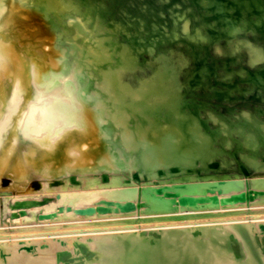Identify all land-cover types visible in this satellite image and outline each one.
<instances>
[{
	"label": "bare ground",
	"instance_id": "1",
	"mask_svg": "<svg viewBox=\"0 0 264 264\" xmlns=\"http://www.w3.org/2000/svg\"><path fill=\"white\" fill-rule=\"evenodd\" d=\"M251 4L253 10L244 13ZM85 5L73 0H0V191H6L5 176L9 175L13 179L9 187L26 192L25 196L19 193L21 197L15 194L7 208L16 220L58 222L13 228L10 232L19 235L18 239L12 236L17 240L9 235L7 240L6 231L0 230V264H264V213L241 211L245 205L250 208L264 202L263 119L251 109L242 112V106L237 110L241 114L224 117L223 111L221 118L214 110L202 113L197 105H189L180 94L179 69L185 64L171 65L174 47L155 52L158 43H169V39L178 43L188 33L191 49H199L193 53L189 84L212 91L208 82L216 70L201 60L202 49L209 51L214 44L218 48L216 43L222 40L225 45L220 52L225 55L246 47L248 63L260 66L255 71L244 72L246 67H242L226 74L230 88L225 96L234 99L250 90L230 80L240 75L250 81L263 102L264 45L233 37L257 29L264 42V0H204L202 8L207 7L208 16L214 14L217 20L204 24V19L199 20L203 26L195 34L188 31L184 19L183 29L176 20L169 31L165 24L146 25L150 33L146 32L147 17L144 24L119 23L112 31H104L117 36L125 32L124 42L98 37L96 29L92 30V6ZM193 10L189 11L192 15ZM78 13H83L82 19L72 18L66 26L70 34L66 42L56 44L61 20ZM144 49L154 54L155 70L151 78L132 84L127 77L138 68ZM24 144L31 146L21 151ZM34 175L50 181L67 176L58 206L26 198L32 193L30 184L39 187ZM42 206L41 216L35 211L31 218L25 215L29 208ZM225 206L237 211L218 212ZM140 208L162 215L126 219ZM185 209L196 213L183 215ZM227 216L233 220L225 222ZM96 217H109L111 222H90Z\"/></svg>",
	"mask_w": 264,
	"mask_h": 264
},
{
	"label": "rangeland",
	"instance_id": "2",
	"mask_svg": "<svg viewBox=\"0 0 264 264\" xmlns=\"http://www.w3.org/2000/svg\"><path fill=\"white\" fill-rule=\"evenodd\" d=\"M73 1H75L76 3H80V4H83V7H85L86 5L85 4H90L91 6H92V9H93V11H92V14H93V16H94V19H95V23L92 25V30H94L95 31V29H96V31L95 32H98V34H97V36L98 37H106V38H109L110 36H111V38L113 37V38H115L116 40H117V38H118V42H122V39L124 38V36L126 35L125 34V32H118V36L117 35H114V34H117V33H108L109 32V30L110 31H112L114 28H115V26H117V25H130V22H131V25L133 24V23H135V22H140V23H142V24H144V20H145V18L146 19H148V20H150V22L147 20V21H145V26H144V28H146L145 30H146V32L149 30L148 28H151L152 26H154V25H160V26H164L165 24V26H164V28L166 29V31H169V30H167V29H169L170 27H171V24H172V22L174 21H176V20H178V21H176V22H178L180 25V29L187 23L189 26H187L186 25V27L188 28V31H191L190 33H192V34H195L194 32H198L199 31V29L201 28V25L203 26V24L204 23H207V21L208 20H210V21H213V22H215L217 19L215 18V17H213L214 16V14H213V12H212V17L211 16H208V15H210V10H208L207 9V7H206V9L203 7L202 8V2L204 1V0H193V2H195V3H193L192 2V0L190 1V0H178V2H177V0H171L170 2H168L169 0H166V1H164V0H132V1H130V0H123V2L121 1V0H108V2H107V0H79V2H77L76 0H73ZM98 1H99V3H98ZM114 1L115 2H117L115 5H114ZM137 3H136V2ZM158 1H160V2H158ZM164 1V2H163ZM190 1V2H189ZM202 1V2H201ZM129 2H131L130 4H128ZM158 2V3H157ZM173 2V3H172ZM180 2V3H179ZM183 2H185V4L183 3ZM200 3V4H197V3ZM107 3V4H106ZM126 3V4H125ZM143 3V4H142ZM178 5H177V4ZM192 3V4H191ZM205 3V2H204ZM104 4V5H103ZM110 6H109V5ZM124 4V5H123ZM159 4H160V6H159ZM188 4V5H187ZM195 4H196V6H195ZM102 5L104 6V8L102 7ZM106 5H108V6H106ZM123 7H122V6ZM128 7H127V6ZM130 5V6H129ZM133 5V6H132ZM139 5V6H138ZM142 5V6H141ZM149 7H148V6ZM169 5V6H168ZM176 5V6H175ZM186 5H187V7H186ZM194 5V10H193V7H191V6H193ZM98 6H99V8H98ZM116 6V7H115ZM167 6V7H166ZM175 8H174V7ZM177 6H181L180 7V9H179V7L177 8ZM189 6L191 7L190 9H192L193 10V15H194V17H192L193 15L191 14L192 12H189V11H192V10H190L189 9ZM250 5H247L246 7H248V8H246V10H243V12L245 13V12H248L249 11V9H251V10H253V8L255 7V5H253V4H251V6L249 7ZM118 7H120V9L118 8ZM136 7V8H135ZM139 7V8H138ZM144 7V8H143ZM147 7L149 8V9H147ZM172 7V8H171ZM197 7V8H196ZM107 8V9H106ZM109 8V9H108ZM114 8V9H113ZM125 8V9H124ZM128 8V11L126 10ZM131 8V9H130ZM142 8V9H141ZM172 10H171V9ZM84 9V8H83ZM82 9V10H83ZM113 9V10H112ZM115 9H116V12H115ZM131 11H130V10ZM135 9V10H134ZM153 9V10H152ZM174 9V10H173ZM183 9V10H182ZM200 11H199V10ZM202 9V10H201ZM204 9V10H203ZM117 10H118V12H117ZM124 11L123 13L121 12V11ZM152 10V11H151ZM162 10V11H161ZM167 11V13H166V11ZM171 10V11H170ZM184 10H186V11H184ZM188 10V11H187ZM105 11H107L106 12V14H105ZM143 11H145V12H143ZM154 11V12H153ZM171 13H170V12ZM178 11H180V13L178 12ZM207 11V12H206ZM94 12V13H93ZM109 12H111V13H109ZM115 12V13H114ZM126 12V13H125ZM133 12H136V13H133ZM141 12V14L139 15V13ZM172 12H174L173 13V15L171 16V14H172ZM178 12V13H177ZM182 12H183V14H186V17L184 16H182ZM187 12V13H186ZM196 12H197V14L198 15H196ZM200 12H204V13H200ZM101 13V14H100ZM103 13V14H102ZM119 13V14H118ZM122 13V14H121ZM138 13V14H137ZM143 13V14H142ZM148 14V16L150 17V19L148 18V16H147V14ZM151 13V14H150ZM163 13V14H162ZM164 13L166 14V15H164ZM177 13V14H176ZM207 13V14H206ZM98 14V15H97ZM113 14V15H112ZM120 14L122 15V16H120ZM124 14V15H123ZM127 14H129V15H127ZM135 14V15H134ZM168 14H170V15H168ZM200 14H201V16H200ZM206 14V15H205ZM104 15V16H103ZM126 15V16H125ZM133 15V16H132ZM137 15V16H136ZM162 17H161V16ZM181 15V16H180ZM188 15V16H187ZM192 15V16H191ZM247 15V14H246ZM82 16H83V13H78V14H76L74 17H65L64 19H62L61 20V24H60V29H58V30H60L59 32H57V33H59L60 35H59V37H58V34H57V36L56 37H58V38H55L54 40H56L55 42H56V44H58V45H63V43H65L66 42V40H67V35H70L69 33H67L66 32V26L68 25V24H70V22L72 23L73 22V20H72V18H75V19H82ZM100 16V17H99ZM127 16H129V17H127ZM141 16V17H140ZM157 16V17H156ZM163 16H165L166 17V19H165V17H163ZM176 16V17H175ZM178 16H180V17H178ZM196 16V17H195ZM207 16V18H204V17H206ZM234 16H236L235 14H234ZM248 16H250V15H247L246 17L248 18ZM113 17H115V18H117V19H115L114 20V18ZM127 17V18H126ZM155 17V18H154ZM173 18V19H171V18ZM178 17V18H177ZM182 17V18H181ZM188 17V18H187ZM189 17H190V19H191V22L188 20L189 19ZM43 18H44V16H43ZM96 18L98 19V20H96ZM111 18L114 20V21H116L117 22V24L116 23H114V21L112 20L111 21ZM134 18H136V19H134ZM142 20V21H140V19ZM164 18V19H163ZM176 18V19H175ZM197 19V20H194V19ZM200 18V19H199ZM202 18V19H201ZM45 19V18H44ZM101 19L104 21H101ZM106 19V20H105ZM130 19V20H129ZM131 19H134V20H132L131 21ZM155 19V20H154ZM179 19H180V21H179ZM182 19H184V21H182ZM205 21H204V20ZM37 20H39V19H37ZM56 20H59V18L58 17H56ZM67 20V21H66ZM126 20V21H125ZM127 20H128V23H127ZM168 20V21H167ZM193 20V21H192ZM202 20V21H204V22H200V21ZM39 21H41V20H39ZM98 21H99V23H100V25H99V23H98ZM106 21H109V22H107L106 23ZM156 21H158V23L156 22ZM185 23L184 25H183V23ZM101 22H103L102 23V25H101ZM111 22V23H110ZM171 22V23H170ZM195 22H199L198 24H200V25H198L197 23H195ZM109 23V24H108ZM114 23V25H112ZM120 23V24H119ZM148 23V24H147ZM149 23H151V24H149ZM168 23V24H167ZM98 24V25H97ZM196 24H197V28H195L196 27ZM105 25V26H104ZM107 25V26H106ZM146 25H147V27H146ZM98 26H100V27H98ZM195 26V27H194ZM199 26V27H198ZM103 27V28H102ZM105 27V28H104ZM112 27V28H111ZM185 27V26H184ZM183 27V28H184ZM192 27H194V30L193 29H191ZM94 28V29H93ZM109 28V29H108ZM111 28V29H110ZM163 28V29H164ZM182 28V29H183ZM190 28V29H189ZM102 29V30H101ZM106 29V30H105ZM57 30V31H58ZM102 32H101V31ZM197 30V31H196ZM63 31V32H62ZM104 31H108V32H104ZM206 31V30H205ZM244 31V30H243ZM242 31V32H243ZM251 31V32H250ZM99 32H100V34L101 35H99ZM149 32V31H148ZM150 33V32H149ZM249 35H248V34ZM252 35H251V34ZM257 34V37L255 36L256 34ZM122 34V35H121ZM147 34V33H146ZM254 34V35H253ZM258 34H260V31L259 30H255V31H253V30H247L246 31V35L245 34H241V35H239V36H237V37H233V40L234 39H238V38H240V39H252V41L254 42V43H256V44H258V45H264V42H263V40L261 39V37H259V35ZM183 35H185V36H183ZM182 35V40L181 41H179L178 43H176V42H173V41H169L168 40V42L169 43H167L166 41H163V42H160L161 43V45L158 43L157 45H156V54L159 52V51H162V48H163V51L165 50V51H167L168 50V48L170 47H174L173 48V50L175 49H178L177 51H178V53H176V51L174 52H172V55H173V57H172V59H171V65H173V64H176L178 61V63H180V62H182V63H184L185 65L183 66V68L181 67L180 69H179V71L183 74H181L180 72H179V81H180V83H182L183 85L182 86H180V91H181V89H182V91L180 92V94H181V96L183 97V99H184V101L186 102V103H188L189 105H193V104H195V105H197L200 109V111L202 112V113H204L205 111V113H207V112H210V111H213L214 113H216L217 114V116H220L221 117V115H222V117L221 118H224L225 116L226 117H232V114L233 115H235V114H241L243 111H245V110H250L251 109V111H255V114H257L256 116L258 117V119H260V120H262V121H264V111H263V108H261V107H263L264 106V104H263V102H262V100H260V98L259 97H257V95H256V91H255V89L253 90V88L251 89V87L249 86V85H251V83H250V81L247 79H243V77H241L240 75H239V77H238V75L237 76H231V78H230V80L232 81V83H237L238 84V86H240L239 88H243V90H245V88L247 87V88H250V90L248 91H246L247 93H246V95H244V96H241V95H238L237 97L236 96H232V97H234V99L233 98H231V96H229V97H226L225 95H227V92H228V89L230 88V82H229V79H227V76H226V74H228L229 72H231L232 74H235L234 73V71L236 70L237 71V69L238 70H240L242 67H246L245 68V71L244 72H248V71H250V70H253V71H255V68L257 67H259L260 66V64L259 63H257V64H255V65H251V64H249L248 63V57H249V53H248V51H247V49H246V47H241L240 49L241 50H238V52L237 53H239V54H237V53H233V54H224V52H220L221 51V49H223V47H224V41L222 40V41H220L221 42V44L223 45H220L219 43L220 42H218V43H216L217 45H218V48H213V46H215V44L213 45V46H209V48H208V50L209 51H207V47L206 48H204L205 50H203L202 49V51L204 52H202L201 54H200V57L202 58L201 60L202 61H206L207 62V64L206 65H209L210 67H212V68H214L215 70H216V73H213L212 74V76H211V78H212V80H211V82L209 81L208 83V85H211V87H212V91H210L209 90V88H205V87H196V88H192L191 87V85L189 84V81H190V79H191V76L193 75V68H194V66H195V62H194V54L193 53H195L194 51H197V50H199V49H191V47L192 48H194V46L192 45V43H191V41L189 40V34L188 33H184ZM248 35V37H246ZM115 36V37H114ZM120 36V37H119ZM121 36H122V38H121ZM252 36L253 37H255L254 39L252 38ZM183 37H185V39L183 38ZM63 38V39H62ZM121 38V39H120ZM258 40H257V39ZM124 39H126V36H125V38ZM123 39V42L125 41ZM186 39H187V42H186ZM262 40V41H261ZM189 41V42H188ZM255 41H257V42H255ZM166 42V43H165ZM259 42V43H258ZM163 43V44H162ZM188 43V44H187ZM171 44V45H170ZM190 44V45H189ZM167 45V46H166ZM173 45V46H172ZM178 45V46H177ZM165 46H166V49H165ZM221 46V47H220ZM150 47V46H149ZM168 47V48H167ZM198 46H196V48H197ZM217 47V46H216ZM236 47V46H235ZM235 47H233V49L235 48ZM160 48V49H159ZM169 48V50H171ZM212 48V49H211ZM220 48V49H219ZM243 49H245L244 51H245V53L243 52ZM185 50V51H184ZM187 50V51H186ZM180 51L182 52V53H180ZM190 53H189V52ZM214 51V52H213ZM240 51H241V53H240ZM184 52V53H183ZM142 53V54H141ZM141 53H139V56H138V59L141 61V62H139L140 64L138 65V70L137 69H135L134 71H131V72H129V74H131V75H128V77H127V79H129V81L132 83V84H138V82H140V80L142 79V77L144 78L145 77V79H149V78H151V76L153 75V73L151 74V72H154V70H155V64H153V63H155V58H153V55L154 54H152V52H150L149 50H142V52ZM174 53V54H173ZM146 54H150L149 56L147 55L146 56ZM178 54V55H177ZM193 54V55H192ZM244 54V55H243ZM176 55V56H175ZM185 55V56H184ZM191 55V56H190ZM205 55V56H204ZM231 55H233V56H231ZM239 55H241V56H239ZM243 55V56H242ZM246 55V56H245ZM142 56V57H141ZM146 56V57H145ZM187 56V57H186ZM231 56V57H230ZM238 56H239V58H238ZM248 56V57H247ZM148 57V58H147ZM152 58L153 60H151L150 58ZM177 57H180L179 59L177 58ZM188 57H189V59H188ZM205 57H207V58H205ZM247 57V58H246ZM175 58H177V59H175ZM182 58H183V60H182ZM213 58V59H212ZM234 58V59H233ZM238 59V60H236V59ZM242 58V59H241ZM244 58V59H243ZM144 59V60H143ZM184 59L186 60V62H184ZM188 59V60H187ZM246 59V61H244ZM212 60V61H211ZM236 60V61H235ZM240 60H241V62H243V63H241L240 64ZM150 61V62H149ZM153 63H152V62ZM175 63H174V62ZM148 62V63H147ZM189 62V63H188ZM237 62V63H236ZM246 62V63H245ZM150 64V65H149ZM181 64V63H180ZM187 64V65H186ZM188 64H189V67H188ZM248 64H249V67H252V69L251 68H249L248 67ZM194 65V66H193ZM246 65V66H245ZM152 66V67H151ZM192 66V67H191ZM236 66H238V68H236ZM141 67V68H140ZM154 67V68H153ZM147 68V69H146ZM236 68V69H235ZM256 68V69H257ZM140 69L142 70V72L140 71ZM145 69V70H144ZM153 69V70H152ZM184 69V70H183ZM186 69H188V70H186ZM145 72H144V71ZM150 70V71H149ZM234 70V71H233ZM183 71V72H182ZM138 72V73H137ZM185 72V73H184ZM189 72V73H188ZM221 72V73H220ZM135 74V78L133 77L134 76V74ZM132 74H133V76H132ZM146 74H147V76H146ZM185 74H187V75H185ZM189 74V75H188ZM222 74H223V76H222ZM238 74V73H237ZM141 77H140V76ZM215 75V76H214ZM190 76V77H189ZM221 76V77H220ZM132 77V78H131ZM139 79V77H140V79L138 80L137 78ZM185 78V80H184V78ZM222 77H223V79H222ZM225 77V78H224ZM241 77V78H240ZM131 78V79H130ZM183 78V79H182ZM217 78H218V80H217ZM237 78V79H236ZM134 79V80H133ZM215 79V80H214ZM243 79V80H242ZM136 80V81H135ZM217 80V81H216ZM220 80V82L218 83V81ZM224 80V81H223ZM226 80V81H225ZM228 80V81H227ZM138 81V82H137ZM182 81V82H181ZM213 81V82H212ZM227 82V83H226ZM207 83V82H206ZM212 83H213V85H212ZM229 83V84H228ZM247 83V84H246ZM243 86H242V85ZM187 85V86H186ZM245 85V86H244ZM226 86V87H225ZM217 87V88H216ZM222 87V88H221ZM184 88V89H183ZM191 89L190 91H191V93H190V91H189V89ZM204 88V91L203 90H201V89H203ZM217 90H216V89ZM220 88V89H219ZM197 89H199V90H197ZM184 90H185V92H184ZM198 91V92H197ZM206 91L208 92V94L209 95H207V93H206ZM226 91V92H225ZM196 92V93H195ZM212 92V93H211ZM215 92V94H213ZM225 92V93H224ZM193 93V94H192ZM203 94V96H202V94ZM252 93V94H251ZM190 94V95H189ZM195 94V95H194ZM254 94V95H253ZM206 95H207V97H206ZM215 95V96H214ZM251 95V96H250ZM198 98H197V97ZM248 96V97H247ZM201 97H203V100H202V98ZM215 97H216V99H215ZM218 97V98H217ZM226 97V98H225ZM200 98V99H199ZM207 100H206V99ZM213 98H214V101H213ZM198 100H199V103H198ZM202 100V101H201ZM211 100V102H209ZM227 100V101H226ZM233 100H234V102H233ZM190 101V102H189ZM213 101V102H212ZM216 101H219L218 103L216 102ZM225 101V102H224ZM244 101V103H242ZM246 101V102H245ZM256 101H258V102H256ZM259 101H260V104H259ZM191 102H193V103H191ZM207 102V103H206ZM229 102H231V103H229ZM237 102V104L235 105V103ZM241 102V103H240ZM248 102L250 103V104H248ZM254 102V103H253ZM213 103V104H212ZM223 103H226L225 105L223 104ZM251 103H253L254 105H252ZM208 104V105H207ZM212 104V105H211ZM234 104V106H233V108H232V105ZM245 104H247L248 105V107H247V105H245ZM206 106V107H204V106ZM210 105V106H209ZM215 105V106H214ZM215 108H214V107ZM223 106V107H222ZM226 106H227V108H226ZM230 108H229V107ZM242 106V107H241ZM246 106V107H245ZM251 106V107H250ZM254 106H255V108H254ZM257 106H259V108H261V109H259ZM203 107V108H202ZM218 107V108H217ZM240 107L241 108H243V110H241V111H237V110H240ZM219 108H221V110H218ZM222 108H224V109H222ZM236 110H235V109ZM247 108V109H246ZM259 109V110H255V109ZM211 109V110H210ZM28 110V105L25 107V109H24V112H26ZM208 110H210V111H208ZM229 110V111H228ZM216 111V112H215ZM221 112V114H220V112ZM223 111H225V112H223ZM236 111V112H235ZM260 111V112H259ZM222 112H223V114H224V117H223V114H222ZM227 112V113H226ZM230 114H229V113ZM219 113V114H218ZM259 113H260V115H259ZM22 116H24V115H22ZM227 119V118H226ZM20 125H21V121H20ZM29 146H31V144H24L23 146H21L20 147V149H21V151H22V149L23 150H25L27 147H29ZM262 173H264V172H262ZM75 176V175H74ZM263 176H264V174H263ZM36 177V178H35ZM45 177V176H44ZM5 178L6 179H8V184L6 185L7 187H9V185H11L12 184V182H13V179L9 176V175H6L5 176ZM34 180L33 181H35V182H40L39 183V187H41V188H39L38 187V189L37 188H32V185L30 184V186H29V188L30 189H32V193L31 194H33V195H31L30 193H27V195H26V198H28V199H30V200H33V198H34V200L33 201H36V200H38V199H40L39 201H41V202H44V203H46L47 205H50V204H58V202H59V200H60V198H61V194H62V192L63 191H66V189H63L62 188V186L64 185V182L66 181V179H67V176H64L61 180H59L58 181V179H52L51 181L49 180V179H47V177H45V178H43V177H41V176H39V175H34ZM107 182L109 181V180H106ZM44 182V183H43ZM103 182H105L104 180H103ZM106 183V182H105ZM43 184V185H42ZM48 185V186H47ZM7 187H5L6 188V191H0V222H2V223H0V230H2V231H6V233H7V237L6 238H8V235L10 236L9 238L11 239V238H13V239H15L16 237H17V239H18V237H19V235H17V234H15V233H13L15 230L14 229H21L23 226L25 227H29L28 225H35V226H37V227H46L48 224L50 225V223H51V225L52 224H54L55 222H57V221H50V223L48 222V221H43L42 219V221L40 220L39 221V223H38V219H34V220H25V221H20V220H16L17 218L16 217H14V213L11 211V209H8L7 210V208L9 207V206H11L10 204H12V201L14 200V198H15V194L17 195V196H19L20 194L21 195H23L22 193H24V195L23 196H25V194H26V192H20V191H15V188H12V187H9V188H7ZM43 187V188H42ZM44 187L46 188V189H48L47 187H49V189L50 190H44ZM28 188V189H29ZM11 189V190H10ZM37 189V190H36ZM38 191V192H37ZM20 193V194H19ZM21 195H20V197H21ZM14 196V197H13ZM36 198H38V199H36ZM2 199V200H1ZM36 199V200H35ZM2 201L4 202V203H2ZM259 202V201H258ZM262 201H260L258 204H257V206L255 205L256 203H254L253 204V206L252 207H250L249 208V206H247V205H245L243 208H244V210H241V211H244L245 212V210L247 211H254L255 210V212H257V211H260V212H262V214L264 213V202L263 203H261ZM261 204H262V206H261ZM3 205H4V207H3ZM44 205V204H43ZM259 205V206H258ZM58 206V205H57ZM44 207H45V205H44ZM139 208V207H138ZM43 209V206L42 207H40V208H35V209H30L29 208V210H27V211H25L26 213H25V215L26 214H28V216L27 217H29V218H31L34 214H33V212L35 211V212H37L36 213V215H37V217L40 215L41 216V214H42V212H41V210ZM221 209H224V211H226V212H235V211H237L235 208H232V207H228V206H225V207H222V208H220L219 210H218V212H220V210ZM16 211H20V210H16ZM202 212H205V211H202ZM11 213H13V215L11 214ZM41 213V214H40ZM183 215H190V214H192V213H196L195 211H190L189 209H185V210H183ZM9 215V216H8ZM157 215H162V214H160V213H157V212H153V211H147L146 209H144V208H140V209H136L135 210V212H134V214H132L131 216H128V218H126V219H129V220H133V221H137V220H140V219H146V218H153V217H158ZM165 216L167 215V213L166 214H164ZM26 216L24 217V218H26ZM168 216H170L169 215V213H168ZM231 216H233V215H231ZM231 216H229V217H231ZM247 216V215H246ZM3 219H2V218ZM229 217L227 216V218L228 219H225L224 218V221L225 222H230L231 220H233V219H229ZM8 218H9V220H12L11 222L8 220ZM12 218H14V220L12 219ZM20 219V218H19ZM223 218H221V220H222ZM3 220V221H2ZM111 220V218H109V217H99V218H93V219H91L90 220V222H99V223H107V222H111L110 221ZM229 220V221H228ZM8 221V222H7ZM223 221V220H222ZM7 222V223H6ZM13 222V223H12ZM37 222V223H36ZM11 223V224H10ZM58 223V222H57ZM39 224V225H38ZM41 224V225H40ZM44 224V225H43ZM2 226V227H1ZM17 226H19V227H17ZM22 226V227H21ZM3 227H5V228H3ZM7 228V229H6ZM14 228V229H13ZM11 229V230H10ZM14 230V231H13ZM4 231V232H5ZM8 231L10 232V231H13V232H10V233H8ZM11 234V235H10ZM13 234H14V236H16V237H12L13 236ZM9 238L7 239V240H9ZM12 239V240H13ZM17 239H15V240H17ZM5 241H6V239H5Z\"/></svg>",
	"mask_w": 264,
	"mask_h": 264
}]
</instances>
